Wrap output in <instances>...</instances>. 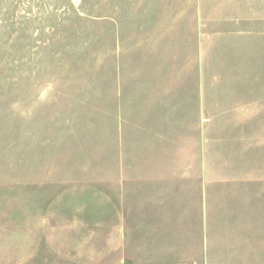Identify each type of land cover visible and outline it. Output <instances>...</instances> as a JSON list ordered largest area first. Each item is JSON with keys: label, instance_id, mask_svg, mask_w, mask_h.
I'll list each match as a JSON object with an SVG mask.
<instances>
[{"label": "rangeland", "instance_id": "rangeland-1", "mask_svg": "<svg viewBox=\"0 0 264 264\" xmlns=\"http://www.w3.org/2000/svg\"><path fill=\"white\" fill-rule=\"evenodd\" d=\"M0 264H264V0H0Z\"/></svg>", "mask_w": 264, "mask_h": 264}, {"label": "crops", "instance_id": "crops-1", "mask_svg": "<svg viewBox=\"0 0 264 264\" xmlns=\"http://www.w3.org/2000/svg\"><path fill=\"white\" fill-rule=\"evenodd\" d=\"M204 160L206 161V145H205V150H204ZM203 167H204L205 172H206V165H205V163L203 164Z\"/></svg>", "mask_w": 264, "mask_h": 264}]
</instances>
